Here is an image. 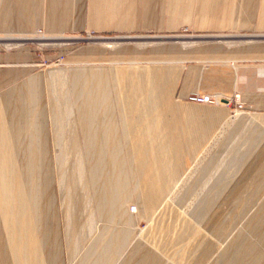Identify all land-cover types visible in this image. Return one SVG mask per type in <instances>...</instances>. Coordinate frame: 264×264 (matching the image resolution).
Listing matches in <instances>:
<instances>
[{"label":"crops","instance_id":"obj_1","mask_svg":"<svg viewBox=\"0 0 264 264\" xmlns=\"http://www.w3.org/2000/svg\"><path fill=\"white\" fill-rule=\"evenodd\" d=\"M182 24L193 31L264 33V0H0V34L177 33ZM260 36L189 43L173 34L172 40L146 46H83L70 53L64 67L73 111L70 129L65 125L67 143L74 142V130L80 146L96 133L101 136L108 113L113 135L128 145L132 168L124 169L119 153L122 167L91 162L85 183L77 185L70 182L71 168L60 167L58 155L48 153L49 144L62 142L59 122L52 121L49 74L36 71L25 47L0 50V159L4 149L6 155L14 150L6 145L10 134L30 138L32 153L39 152L42 140L48 158L47 170H36L31 186H19L15 201L8 195L15 192L13 185L1 183L0 264H264V208L247 231L224 244L177 206L174 216L143 238L136 229L138 219L149 222L155 216L218 129L234 127V117L237 126L255 128L248 140L256 136L264 145ZM195 91L218 93L227 101H186ZM237 104L244 110H235ZM232 110L245 112L230 116ZM256 157L264 160L260 152ZM30 158L37 160L38 153ZM131 203L135 213L128 210ZM206 218L203 223L209 224Z\"/></svg>","mask_w":264,"mask_h":264},{"label":"rangeland","instance_id":"obj_2","mask_svg":"<svg viewBox=\"0 0 264 264\" xmlns=\"http://www.w3.org/2000/svg\"><path fill=\"white\" fill-rule=\"evenodd\" d=\"M173 34L183 36L180 40L189 43L207 39H229L234 35H239L241 39L246 40L257 38L259 35L264 37V33L257 32L193 31L188 24L180 25L177 33L156 32L150 29L128 32L69 30L49 33L37 29L32 33L0 34V40L5 39L4 42H0V50L11 51L25 47L31 54V63L36 71H40L42 77L49 74L47 87L52 121L59 122L58 136L62 142H59L58 145L49 144L48 153L58 155L57 163L60 167L66 168V166H69L71 168L70 182L76 185L85 183V173L87 167L88 169L91 168V162L94 167L108 169L122 167L117 160L119 153L125 162L124 169L127 170L128 168L129 170L131 162L126 154L128 145L113 135L110 128L111 117L108 113L105 114L104 120L108 128L102 131L101 136L96 133L97 136L88 140L85 139L80 146L74 130L72 133L74 144H68L66 137H69V134L66 133L65 125L70 129L73 120L69 93L65 92L62 82L59 80L61 78H56V74L55 77L54 75L50 76V72L63 74L65 78L64 67L69 62L66 57L83 46H89L93 50L110 49L126 43L146 46L172 40L170 36ZM11 39L16 40V42ZM108 65L101 63V66ZM194 93L198 92L195 91ZM174 100L178 102L182 99L175 96ZM241 107V104H237L234 109L244 110ZM235 110L230 111L229 115H234L236 112H245ZM237 124L235 122L234 127L230 124L226 125L223 129L222 125L218 129L217 134L205 145V149L200 156L190 164V168L175 189L166 194L165 203L149 222L143 219L137 220L136 229L139 238H143L153 226L156 227L161 221L165 222L169 217L174 216L176 206L178 207L177 211L181 210V213L185 215L188 213L202 228L205 226L219 244H224L225 240L239 231L243 233L248 230L257 213L264 208V160L263 158H255L259 152L264 154V145H261L256 136L248 140V135L252 136V131L255 130L254 127L252 128L246 123H241L238 126ZM7 125L9 127L10 124L7 123ZM14 125L15 122L12 123V127ZM218 132L220 133L218 134ZM7 137L10 143L8 142L6 145L9 148H14V150L6 155L4 149L2 153L0 159V187H2V184L13 185L12 189L15 192L8 193V195H14L15 201L19 186H31L35 183L36 170H47L48 158L46 157V144L42 140L37 145L39 146V152L32 153L29 151L32 145L28 143L30 138L15 134H10ZM22 150L24 153H21ZM37 153V160L30 158L35 154L37 155ZM67 181V176L61 178V183ZM214 182L215 185L210 189V185ZM208 186L209 189H207ZM2 194L4 192H0V195ZM194 201L199 202L200 206L199 204L192 206ZM128 210L135 213V205L129 204ZM206 217L211 218L209 224L203 223L204 219H207ZM204 264H207V262Z\"/></svg>","mask_w":264,"mask_h":264},{"label":"built area","instance_id":"obj_3","mask_svg":"<svg viewBox=\"0 0 264 264\" xmlns=\"http://www.w3.org/2000/svg\"><path fill=\"white\" fill-rule=\"evenodd\" d=\"M185 100L193 103H209V104H224V101L227 100L222 99L217 94H206V93H189L185 96ZM223 101V102H221Z\"/></svg>","mask_w":264,"mask_h":264},{"label":"bare ground","instance_id":"obj_4","mask_svg":"<svg viewBox=\"0 0 264 264\" xmlns=\"http://www.w3.org/2000/svg\"><path fill=\"white\" fill-rule=\"evenodd\" d=\"M51 74H50V76H53L54 75V77H55V74H56V78L57 77H60L61 79H59L60 80V82H62V85H63V87H64V90H65V92H67L68 93V89H67V86H66V79L63 77V74H57V73H52V72H50ZM65 79V80H64ZM217 95H219V97H221L222 99H227V97H224V96H220V94H218L217 93ZM223 105V104H222ZM241 115V114H240ZM248 115V114H247ZM238 116H239V114H238ZM246 116V115H245ZM243 117H244V115H243ZM248 117H250V116H248ZM248 117H246V118H248ZM236 120L234 121V122H236V121H239V119H237L236 117H234ZM245 118V117H244ZM251 118V117H250ZM250 118H248V119H250ZM233 119V118H232ZM231 119V120H232ZM240 120H242V119H240ZM246 121V120H245Z\"/></svg>","mask_w":264,"mask_h":264}]
</instances>
